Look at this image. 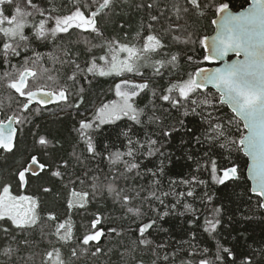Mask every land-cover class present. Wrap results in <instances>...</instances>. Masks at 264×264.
Returning a JSON list of instances; mask_svg holds the SVG:
<instances>
[{"label":"snow or ice","instance_id":"obj_1","mask_svg":"<svg viewBox=\"0 0 264 264\" xmlns=\"http://www.w3.org/2000/svg\"><path fill=\"white\" fill-rule=\"evenodd\" d=\"M244 2L247 3V0ZM160 3L161 0L136 3V9L147 13V22L141 21L134 36L130 37L125 32L123 38L118 39L105 36L101 21L114 16L117 8L129 6L127 0H0V86L14 90L16 95L15 108L8 105L11 115L0 120V150L12 153L18 144V131L31 124L32 117L41 114L47 105L64 104L79 110L85 103L86 86H90L93 80L113 78L114 81L109 89L114 98L102 99L92 109L91 115L77 121L74 128L76 142L67 158L58 156L53 161L41 162L37 155H31L13 174L19 189L29 187L30 177L40 179L41 173L47 170L61 181L68 176V183L64 185L68 210L85 209L97 194L106 191L133 217L146 216L140 207L132 206L137 200L141 205L147 204L158 216H167L169 211L160 214L152 207L153 202L166 209H175L182 200L196 199V188L208 183L198 175H191L189 178L170 180L169 190L162 191L157 177L164 174V161L156 171L146 166L141 171L145 160L157 154L165 156L161 151L165 144L152 139V135L162 136L166 141L185 126L181 119L178 121L179 128H166L157 112L170 115L171 110H182L184 117H199L198 130L203 129V132L194 139L197 145H208V151L203 152V162H197V171L202 169L208 172L215 184L227 186V182L241 179L242 169L238 163L241 156L232 157L234 153H242L247 158L243 163L251 180L250 194L256 197L258 206L264 208V0H251L247 7L240 6L243 10L235 11L223 0H173L171 5L165 3L163 8ZM213 9V14L217 15V19L211 21L216 25L215 35L194 39L195 34L186 21L203 18ZM154 11L157 14H151ZM73 33H79L77 40L71 39ZM198 43L208 50V54L203 56L204 61H225L223 65L211 69L196 67L183 77L170 80L159 94L150 89L149 80L155 77L163 79L177 68L181 57L171 51L172 45ZM50 45L53 48L51 52L37 51L38 47L47 48ZM229 53H234L237 58L227 62L225 58ZM194 55L193 52L183 59L196 64ZM47 62L51 63V67H45ZM64 69L67 72H63ZM145 70H151L147 80L144 79ZM127 74L139 76L142 82H131L125 78ZM209 85L215 89L214 94L208 92ZM145 90L151 91L153 100L141 108L136 98ZM73 96L77 99L76 103L70 102ZM157 100L167 102L168 107L158 109ZM224 106L230 109V114L223 111ZM2 109L3 105H0V115L4 114ZM123 121L132 122V126L126 125L117 137L122 136L126 140L124 150L116 148L113 151L114 144L100 143L103 152L98 151L97 137L103 126L119 127L117 122ZM152 124L160 126L159 133L150 135L145 132L143 141L133 132L135 125L143 130ZM54 140L55 137L49 139L45 135L35 137V143L41 148H48ZM105 153L108 173L104 175V182L98 175L89 177L88 171L83 172V178H71L75 174L70 173L69 168L83 166L87 154H91L87 158L96 159L103 158ZM96 172H101L99 166ZM133 172L134 175H130ZM149 175L152 179L148 188L143 185L118 186L119 182L127 183ZM77 184L81 186L79 189ZM181 185L187 190L176 191ZM40 191L47 194L52 189L41 186ZM169 196L175 198V203L166 205L165 199ZM199 198L209 203L213 201L208 192ZM183 207L199 219L192 204L184 203ZM221 212V207H214L211 215L204 217V231L209 235L216 233L221 225ZM102 220L99 213L94 214L87 225L81 226L84 232L77 236L70 216L66 214L61 219L55 211L45 214L39 196L24 194L23 191L16 194L12 183L0 182V241L5 242L2 248L5 257L11 258L19 252L18 235L25 236L22 243L27 246V236L36 229L40 230L41 237H55L59 244L75 241L81 247L92 245L95 247L92 254L96 255L102 252L99 245L106 235ZM49 223L53 231L45 232ZM156 223V219L148 217L138 225V244L150 246L153 243L148 235ZM108 231L115 233L117 230L110 228ZM192 239H195V233ZM13 243L17 247L14 248ZM49 244H52L51 240ZM164 247L163 244L157 245V248ZM208 253L207 248L189 243L182 255L178 249L159 259L166 264H175L177 259L179 264H222L228 256L232 257L231 264H235V253L219 242L212 258ZM71 254H77L75 248ZM41 264L67 262L60 248L52 246L50 251L43 253ZM241 264L252 262L246 258Z\"/></svg>","mask_w":264,"mask_h":264},{"label":"trees","instance_id":"obj_2","mask_svg":"<svg viewBox=\"0 0 264 264\" xmlns=\"http://www.w3.org/2000/svg\"><path fill=\"white\" fill-rule=\"evenodd\" d=\"M127 2L129 6L117 8L114 16L107 21H101V28L105 36L122 39L124 33L127 32L132 37L139 29L141 21L147 22V13L143 9L138 10L135 7V4L140 3L141 0H127ZM146 2L152 3L153 0H146ZM172 2L173 0H161L160 7L163 8L165 3L171 5ZM223 2L229 3L230 8L233 10H239L241 9L240 6L243 4V7H245L249 3V0H247V3L244 0H223ZM214 11L213 9L212 12H209L203 18H193L186 21L195 34L194 39L197 37L202 38L213 31L211 21L216 16L213 14ZM151 14L157 13L154 11ZM169 15H171L170 12ZM176 34L179 35L180 33ZM78 38L79 33H73L71 39L77 40ZM89 38L91 39V37ZM93 42L96 43L98 41L93 40ZM81 47L83 46L81 45ZM37 51L47 53L53 51V48L51 45L47 48L38 47ZM171 51L179 53L181 57L177 68L172 70V75H165L163 79L155 77L148 81L150 89L156 90L158 94L161 89L168 86L170 80L177 78V76L183 77L186 72H192L196 67H203L206 64L203 60L205 54L202 44L198 43L187 46L174 44L171 47ZM193 52L195 53L194 59L197 61L196 64H191L186 59H183L185 55H192ZM45 67H51V63H45ZM63 72H67V69H64ZM149 76H151V70H145L144 79L147 80ZM125 78L133 83L142 82L141 78L134 74H127ZM61 83H63V79H61ZM82 83L84 82L82 81ZM113 85V78H97L93 80L90 86H86L85 103L81 105L79 110L68 108L64 104H54L45 107L41 114L33 116L32 123L23 127L17 147L12 153L1 156L0 175L2 173V178L4 180H15L13 175L15 171L33 154H39L43 162L53 161L58 156L67 158L68 152L76 142L74 128L77 126V121L85 115H91L92 109L102 99L114 98L109 91ZM208 92L215 93L210 88H208ZM10 96L11 99H9ZM136 100L138 106L143 108L145 104L153 100L151 91L145 90ZM70 102L76 103V97H70ZM15 103L16 95L14 91L0 86V105H3L2 110L4 114L2 116L4 118L7 115H11L8 105L11 104L15 108ZM156 105L158 109L168 107L167 102L159 100L156 101ZM223 111L230 114V109L227 106L223 107ZM157 114L161 115L163 126L166 128L173 126L179 128L178 121L181 119L184 120L185 126L184 128H180L179 132L173 133L172 137L166 141L162 136L152 135V139H158L160 143L165 144V147L161 149L165 153V156L157 154V156L145 160L141 166V171H144L145 166L156 171L161 166V161H164V174L157 177L161 181L160 189L162 191L169 190L170 180H179L181 178H189L191 175H198L201 179L207 180L208 183L196 188V199L187 198L186 200H182L175 209H166L158 202H153L152 207L158 209L160 214L164 211H169V215L167 216H158L156 212L149 209L147 204L141 205V202L137 200L132 206L140 207L146 216L136 218L127 214L126 209H122L119 203L114 202L112 197L105 191L97 194L96 198L91 200L85 209L68 210L65 203L67 191L64 187L68 183V176H65V179L61 181L59 177H52L50 172L46 170L45 173L41 174L40 179H31L30 190L27 191L31 195L40 197L45 214L48 211H55L61 219L66 214L70 216L75 223L76 227L73 231L77 236H80L84 232V228L81 226L87 225L93 215L99 213L103 217L102 225L106 233L101 238L99 245L102 252L93 255L92 253L95 252L94 246L81 247L75 241L69 244H59L56 242L55 237H41L40 230L36 229L27 236L29 240V245L27 246L22 243L25 236H17V241L20 242L19 252L11 258L2 255V248L5 242L0 241V264H41L43 253L46 250L50 251L52 246L60 248L67 264H153V262L155 264H166L159 257L165 254L170 255L178 249L181 250L182 255L183 251L188 249L189 243L195 244L199 248H207L209 250L208 255L212 258L216 252L218 242L235 253V264H241L246 258H250L252 264H264V209L258 206L256 197L250 194L251 185L246 175L247 168L243 163L247 158L243 157L242 153H234L233 159H235L236 155L241 156V160L238 161L242 169L241 179L239 181H229L227 182V186L217 185L210 180L208 172L202 169L197 171V162L202 163L204 159L203 152L208 151V145H197L194 139V136H201L203 132V129L198 130L199 117L193 115L184 117L182 110L180 112L171 110L170 115L163 114L160 111ZM144 119L146 120V117ZM117 124L119 127L116 125L103 126L101 133L97 137L98 151L103 152L100 143L114 144L113 151L116 148L124 150L123 144H126V140L122 136L119 139L117 137L120 131L125 130L126 125L132 126V122L123 121L117 122ZM159 131L160 126L156 124L148 125L143 130H141V126L139 125L133 126V132L142 141L145 132L151 135L152 133L158 134ZM33 134H35V137L45 135L49 139L55 137V140L48 148H41V146L35 143ZM56 141L59 142L57 143ZM90 155L87 154L83 159V166L76 165L74 168H69V172H74L75 174L71 178L74 179L75 176L83 178V172L88 171L89 177L95 174L100 176L101 182H104V175L108 173L107 154L105 153L103 158L97 157L96 159L87 158ZM190 156L192 159H188ZM56 162L58 163V160ZM97 166H99L101 172H96ZM130 175H134V172ZM151 179L149 175L137 178L135 181L129 180L127 183L119 182L118 186L143 185L145 188H148L151 184ZM41 186L51 188L52 192L43 193L40 191ZM76 186L78 189L81 187L79 184ZM186 190V186L183 185L176 188L178 192ZM205 192L213 196L211 203L206 200L202 201L199 198L203 197ZM172 203H175L174 197L169 196L165 199L166 205H171ZM184 203L192 204L197 209L196 216L199 219L194 217L191 212L185 211L183 207ZM214 207L222 208L220 216L222 223L218 226L216 233L209 235L204 231V217L210 216L211 210ZM148 217L156 219L157 223L148 235V239L153 243L150 246H145L138 244L140 238L138 225ZM110 228H115L117 231L110 233L108 231ZM44 231H53L52 224L49 223ZM193 233H195L194 240L192 239ZM49 240L52 241V244H49ZM160 244L165 245V247L157 248V245ZM12 246L14 248L17 247L15 243ZM73 248L77 252L75 256L71 254ZM84 248L88 250L85 251ZM231 262L232 257L225 256L222 264H231ZM175 264H179V259L175 261Z\"/></svg>","mask_w":264,"mask_h":264},{"label":"water","instance_id":"obj_3","mask_svg":"<svg viewBox=\"0 0 264 264\" xmlns=\"http://www.w3.org/2000/svg\"><path fill=\"white\" fill-rule=\"evenodd\" d=\"M250 3H251V0H249V4H250ZM249 4H248V5H249ZM248 5H247V6H248ZM247 6H245V7H247ZM232 10H233V9H232ZM240 10H243V9H240ZM234 11H235V10H234ZM213 19H217V15H216ZM212 24H213V23H212ZM213 27H214L213 32H212L210 35H207V36H213V35H215L216 25L213 24ZM204 50H205V53H206V55H207V54H208V50L205 49V48H204ZM236 58H237V57L235 56L234 53H229L228 57H226L225 60H226L227 62H231V60H234V59H236ZM224 62H225V61H207L208 65L205 66L204 68H209V69H211V68L221 67V66L223 65ZM208 88H211V89H213V90L215 91V89H214L211 85H209ZM246 173H247V172H246ZM247 177H248V175H247ZM248 180L250 181V184H251V180H250L249 177H248ZM263 209H264V208H263Z\"/></svg>","mask_w":264,"mask_h":264},{"label":"flooded vegetation","instance_id":"obj_4","mask_svg":"<svg viewBox=\"0 0 264 264\" xmlns=\"http://www.w3.org/2000/svg\"><path fill=\"white\" fill-rule=\"evenodd\" d=\"M12 91H14V90H12ZM50 105H54V104H50ZM50 105H47V106H50ZM46 106V107H47ZM4 119H6V118H4L2 115H0V120H4ZM37 119V118H36ZM40 119V118H39ZM15 126V125H14ZM21 132H22V130H20V131H18V133H17V138H18V141H19V138L21 137ZM18 145V144H17ZM15 149V148H14ZM13 149V150H14ZM4 154H9V153H7V152H5V151H3V150H0V158H1V156H3ZM37 155V157H38V159H40V161L41 162H43L42 161V159L40 158V155L39 154H36ZM30 157V156H29ZM29 157H28V159H29ZM28 159H26V161H28ZM0 163H1V161H0ZM25 163V162H24ZM42 174V173H41ZM31 177H30V184H31ZM5 181H7V182H10V183H12V185L14 186V184H15V181H16V184H17V179L16 180H7V179H5L4 180V182ZM25 190H26V192L27 193H30V192H28L27 190H30V186L29 187H26V188H24ZM21 191H23V189L21 190Z\"/></svg>","mask_w":264,"mask_h":264},{"label":"rangeland","instance_id":"obj_5","mask_svg":"<svg viewBox=\"0 0 264 264\" xmlns=\"http://www.w3.org/2000/svg\"><path fill=\"white\" fill-rule=\"evenodd\" d=\"M8 180H9V179H8ZM10 180H12V179H10ZM15 180H16V178H15ZM0 182H4V179L2 178V173H1V175H0ZM13 191H14V193H16V194H19V193L21 192V189H19V188L17 187V184H14V186H13ZM23 193H24V194H30V193H27L25 189H23Z\"/></svg>","mask_w":264,"mask_h":264},{"label":"bare ground","instance_id":"obj_6","mask_svg":"<svg viewBox=\"0 0 264 264\" xmlns=\"http://www.w3.org/2000/svg\"><path fill=\"white\" fill-rule=\"evenodd\" d=\"M246 172H247V170H246Z\"/></svg>","mask_w":264,"mask_h":264}]
</instances>
